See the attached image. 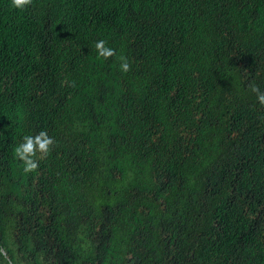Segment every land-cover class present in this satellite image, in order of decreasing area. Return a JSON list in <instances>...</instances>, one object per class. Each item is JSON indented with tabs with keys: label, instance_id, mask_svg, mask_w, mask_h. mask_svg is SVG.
I'll use <instances>...</instances> for the list:
<instances>
[{
	"label": "trees",
	"instance_id": "1",
	"mask_svg": "<svg viewBox=\"0 0 264 264\" xmlns=\"http://www.w3.org/2000/svg\"><path fill=\"white\" fill-rule=\"evenodd\" d=\"M250 84L264 0H0V264H264Z\"/></svg>",
	"mask_w": 264,
	"mask_h": 264
},
{
	"label": "clouds",
	"instance_id": "2",
	"mask_svg": "<svg viewBox=\"0 0 264 264\" xmlns=\"http://www.w3.org/2000/svg\"><path fill=\"white\" fill-rule=\"evenodd\" d=\"M32 0H11V6L16 9H24L30 5ZM98 56L107 60L115 55V50L106 46V41L100 40L95 45ZM120 69L122 72L130 71V64L125 56H120ZM251 92L256 94V98L261 105H264V92L259 86L250 84ZM54 138L50 137L46 131H40L36 135H26L23 142L14 150L15 157L23 162L24 173H31L38 168V159H43L49 154L50 148L54 145ZM40 154L37 157V154Z\"/></svg>",
	"mask_w": 264,
	"mask_h": 264
}]
</instances>
